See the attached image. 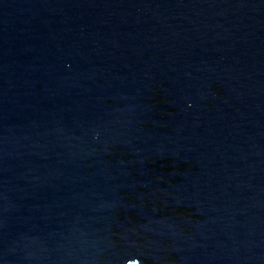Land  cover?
I'll return each mask as SVG.
<instances>
[{
    "label": "water",
    "instance_id": "obj_1",
    "mask_svg": "<svg viewBox=\"0 0 264 264\" xmlns=\"http://www.w3.org/2000/svg\"><path fill=\"white\" fill-rule=\"evenodd\" d=\"M0 264H264V0H0Z\"/></svg>",
    "mask_w": 264,
    "mask_h": 264
}]
</instances>
